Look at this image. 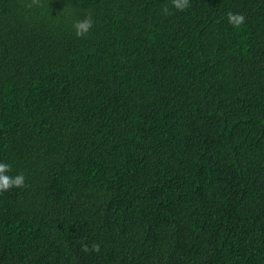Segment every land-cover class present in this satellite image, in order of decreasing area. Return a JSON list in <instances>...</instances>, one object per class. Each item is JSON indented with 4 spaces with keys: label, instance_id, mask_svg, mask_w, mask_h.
<instances>
[{
    "label": "trees",
    "instance_id": "16d2710c",
    "mask_svg": "<svg viewBox=\"0 0 264 264\" xmlns=\"http://www.w3.org/2000/svg\"><path fill=\"white\" fill-rule=\"evenodd\" d=\"M0 163V264H264V0H0Z\"/></svg>",
    "mask_w": 264,
    "mask_h": 264
},
{
    "label": "clouds",
    "instance_id": "9594fccd",
    "mask_svg": "<svg viewBox=\"0 0 264 264\" xmlns=\"http://www.w3.org/2000/svg\"><path fill=\"white\" fill-rule=\"evenodd\" d=\"M174 6L177 9H183L187 6V0H173ZM244 16L240 14H228V20L234 25H240L244 21ZM10 166L5 163H0V191L8 190L12 186H22L24 184L23 175H16L14 178L8 175Z\"/></svg>",
    "mask_w": 264,
    "mask_h": 264
}]
</instances>
